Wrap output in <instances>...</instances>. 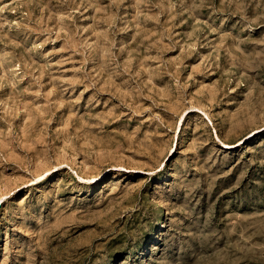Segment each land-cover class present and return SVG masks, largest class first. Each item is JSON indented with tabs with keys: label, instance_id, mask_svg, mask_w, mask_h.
Listing matches in <instances>:
<instances>
[{
	"label": "rangeland",
	"instance_id": "374dc122",
	"mask_svg": "<svg viewBox=\"0 0 264 264\" xmlns=\"http://www.w3.org/2000/svg\"><path fill=\"white\" fill-rule=\"evenodd\" d=\"M0 264H264V0H0Z\"/></svg>",
	"mask_w": 264,
	"mask_h": 264
},
{
	"label": "bare ground",
	"instance_id": "6f19581e",
	"mask_svg": "<svg viewBox=\"0 0 264 264\" xmlns=\"http://www.w3.org/2000/svg\"><path fill=\"white\" fill-rule=\"evenodd\" d=\"M164 226H165V223H164V221H163V224L161 225V227L163 228ZM162 228H161V229H162ZM147 251L150 252V247L147 248L146 252H147Z\"/></svg>",
	"mask_w": 264,
	"mask_h": 264
}]
</instances>
